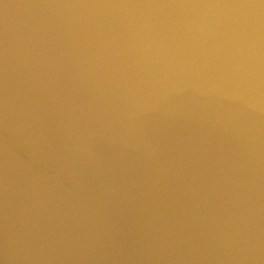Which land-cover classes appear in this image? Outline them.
I'll list each match as a JSON object with an SVG mask.
<instances>
[{
	"label": "water",
	"instance_id": "obj_1",
	"mask_svg": "<svg viewBox=\"0 0 264 264\" xmlns=\"http://www.w3.org/2000/svg\"><path fill=\"white\" fill-rule=\"evenodd\" d=\"M0 264H264V0H0Z\"/></svg>",
	"mask_w": 264,
	"mask_h": 264
}]
</instances>
